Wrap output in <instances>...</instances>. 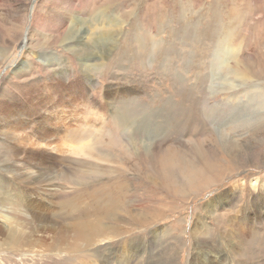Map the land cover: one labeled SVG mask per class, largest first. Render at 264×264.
I'll return each mask as SVG.
<instances>
[{
  "label": "rangeland",
  "instance_id": "rangeland-1",
  "mask_svg": "<svg viewBox=\"0 0 264 264\" xmlns=\"http://www.w3.org/2000/svg\"><path fill=\"white\" fill-rule=\"evenodd\" d=\"M48 119L69 133H41ZM263 185L264 0H0L4 264H264V212L246 245L236 226L254 229ZM49 207L68 229L111 215L85 253L101 260L45 252Z\"/></svg>",
  "mask_w": 264,
  "mask_h": 264
},
{
  "label": "bare ground",
  "instance_id": "bare-ground-1",
  "mask_svg": "<svg viewBox=\"0 0 264 264\" xmlns=\"http://www.w3.org/2000/svg\"><path fill=\"white\" fill-rule=\"evenodd\" d=\"M106 37V36H105ZM218 49V48H217ZM217 51V50H216ZM196 54V53H195ZM212 55V54H211ZM86 68H87V66L86 65H84ZM88 67H89V65H88ZM249 76V75H248ZM248 78V77H247ZM58 119H56V121H57ZM117 120H118V124H119V126L121 125H123V120H121L119 117H117ZM56 121L55 120H53V119H48V120H46L45 122H46V124H45V126L47 127V126H49L48 128H46V129H43V130H41L40 132L41 133H43V132H46V133H48V136L49 135H51V134H53V135H58L59 134V132H61L62 134H66V133H69V131H70V129H65L64 127V129L63 128H61V127H57L56 126ZM55 122V123H54ZM61 124H62V121H61ZM14 127V126H13ZM66 127V126H65ZM59 131V132H58ZM62 134H61V136H62ZM47 136V137H48ZM46 137V136H45ZM54 137V136H53ZM76 136H74V135H69V136H64L63 135V141H64V143H63V145L62 146H64V147H66L67 148V150L68 151H72V152H74V151H79V152H84L85 151V149L86 148H88V145H82L81 147H79L78 146V144L76 143V141H77V138H75ZM61 138V137H60ZM57 139H58V137H57ZM47 140V139H46ZM90 141V140H89ZM47 142V141H46ZM141 142V141H140ZM45 144V143H44ZM44 144H42L43 146H44ZM46 145V144H45ZM47 146L48 147H52L53 146V143H52V139H51V141H49L48 143H47ZM46 146V147H47ZM60 147V146H59ZM146 147V146H145ZM137 148H139V146L137 147ZM237 153L240 155V156H244L245 155V149H247L246 150V152L248 153V154H253V150H251V148H249V147H246V146H244V148H243V146H242V143L241 142H238V144H237ZM59 149V148H58ZM57 150V149H56ZM138 151H140V149H138ZM149 152H150V149L148 150ZM58 152L59 153H63L64 152V150L63 149H61V150H58ZM16 154V153H15ZM112 156V155H111ZM103 160V159H102ZM109 160V159H108ZM111 161V160H110ZM38 166V165H37ZM39 167V166H38ZM47 167V166H46ZM42 168H43V170H44V167L42 166ZM56 169V168H55ZM33 170V169H32ZM37 170V169H36ZM31 171V170H30ZM42 171V170H41ZM54 171V170H53ZM71 171V170H70ZM34 172V171H33ZM45 172H46V170H45ZM68 172V171H67ZM36 173V172H35ZM34 173V174H35ZM64 173V172H63ZM38 174V173H37ZM49 174V173H48ZM47 174V175H48ZM58 174V173H57ZM42 175V174H41ZM59 175V174H58ZM62 175V174H61ZM35 176V175H34ZM38 176V175H37ZM30 177V176H29ZM25 178H27V177H25ZM43 178H45V177H43ZM23 179V178H22ZM35 179V178H34ZM41 179V178H40ZM25 181H27V179H24ZM36 180V179H35ZM38 180V179H37ZM57 180V179H56ZM29 181V180H28ZM44 181V180H43ZM46 181V180H45ZM35 182V181H34ZM47 182V181H46ZM254 183H255V185H254V187H256V182L255 181H253ZM25 183V182H24ZM37 183V182H36ZM41 183V182H40ZM48 183V182H47ZM26 184H28V183H26ZM34 184V183H33ZM44 184V183H43ZM25 185V184H24ZM29 185V184H28ZM38 185V184H37ZM46 185V187L49 185H47V184H45ZM41 186H42V183H41ZM44 186V185H43ZM37 187V186H36ZM39 187V186H38ZM60 187V186H59ZM261 187H263L264 188V185L263 186H261ZM41 188V187H40ZM57 188H58V185L54 182V181H52L51 183H50V185H49V190H48V195L49 196H51L50 198H52V200L50 201V203H51V207H56V200H57V197H58V193H56V191H57ZM258 188V187H257ZM59 190V189H58ZM43 191V190H42ZM44 192V191H43ZM42 192V193H43ZM41 193V194H42ZM262 195V194H261ZM44 196V195H43ZM88 196V195H87ZM40 198V197H39ZM43 199V198H42ZM60 199V198H59ZM256 199H257V197H256ZM96 200V199H95ZM22 201H15L13 204H11V205H13V206H15L16 208H21V207H23V206H21V204L23 203H21ZM29 202V201H28ZM85 202V201H84ZM255 202L257 203V212H259L260 214H261V216H259V214H256L257 215V217L256 218H253V220H254V223H255V227H254V229L251 231V232H249V230L248 229H246V227L248 226L247 225V222H248V220H246V221H244V220H241L239 223H237L236 224V226L239 228L238 230H237V236H238V238H237V242H238V244L239 245H246L247 243L246 242H248V234H250V233H256V234H258L257 233V230H258V226L260 227V225H262V222H263V215H262V212H264L263 210H264V202H263V199L261 198V196H260V200H255ZM21 203V204H20ZM31 203V202H30ZM46 203V202H45ZM91 203H92V201H91ZM95 203V202H94ZM93 203V204H94ZM38 204H40V203H38ZM42 204H43V202H42ZM99 204V203H98ZM81 206H82V208H84V210H86L87 212H95V213H104L103 211L104 210H102L101 211V206H100V208H99V206L96 208H93V205H91V206H89L88 204H80ZM33 206V205H32ZM44 206V205H43ZM67 206L72 210V212L73 213H75V214H78L79 212H78V207H77V205L73 202V201H69L68 203H67ZM39 207V206H38ZM112 207V206H111ZM259 207L261 208V209H259ZM27 208V207H26ZM40 208V207H39ZM21 209H23V208H21ZM24 209H25V207H24ZM28 209V208H27ZM31 209V208H30ZM48 211L46 212V215H43V214H41L40 216H38V215H36L37 217H35L34 218V220H35V222H36V225H37V228L41 231V232H43V235H45V238H46V235H49L50 233L53 235L54 234V237L56 238V241L53 243V244H46L45 246H44V248H45V252H53L54 250H57V249H59L58 248V246H61L62 245V243H66V242H69V241H72V242H69L67 245H66V247H65V249L63 248V249H61V250H66L67 251V254H73V255H75V254H84L85 255V257H87V258H89V259H91V257H93V258H99L100 260H101V258H100V256H99V252L98 251H96V252H94L91 256L90 255H86L85 253L87 252V251H90V247H92L93 245H94V239H96L97 237H101V236H104L107 232V227H106V225H105V223H104V220L106 219H108L109 217H111V215L110 216H107V213H105V215H106V217H104V218H96V219H94V221H92V222H88L89 221V218H88V221H86V219L84 220V222H82V221H80V220H77L78 218H76V217H72L73 218V220H75V224L74 225H71L72 226V228L71 229H68V228H66L65 227V225H62V223H61V220H60V218L57 216V218H54V215H53V217L52 218H49V217H47V216H49V215H51L52 213L54 214V210H51L50 209V207H49V209H47ZM39 211H41V209L39 210ZM107 211V210H106ZM24 212H26V211H24ZM33 212V211H32ZM108 212V211H107ZM34 213H35V211H34ZM39 213V212H38ZM27 214V213H26ZM33 214V213H32ZM61 215V214H60ZM63 215V214H62ZM1 217H3V216H1ZM18 217V216H17ZM87 217V216H86ZM113 218V217H112ZM111 219V218H110ZM108 220V221H111V220ZM136 219V218H135ZM233 219V218H232ZM114 220V219H113ZM238 220V219H237ZM6 221V220H5ZM30 221V220H29ZM6 222H8V221H6ZM68 222V221H67ZM65 223V222H64ZM5 224V223H4ZM7 224V223H6ZM30 224V223H29ZM252 221L250 220V224H249V226H251V227H253L252 225ZM31 225V224H30ZM28 226L29 225H24V226H21V227H16V228H8V235H7V244L8 245H14V244H18V243H21L22 241L24 242L25 241V239L23 240V238H22V234H21V231H24L25 230V228H28ZM34 226V225H33ZM203 224H202V222H200V226H198V228L196 229V230H194V233H199V228L201 229V228H203ZM3 229V228H2ZM29 229H31V228H29ZM36 229V228H35ZM33 230V229H32ZM64 232H66V234L64 233ZM251 235V234H250ZM28 236V235H27ZM50 236V235H49ZM257 236V235H256ZM106 237H108L107 235H106ZM32 238V237H31ZM257 238V237H256ZM33 240V239H32ZM48 240V239H47ZM232 240V239H231ZM29 241V240H28ZM49 241V240H48ZM22 242V243H23ZM251 242V241H250ZM34 243H36V242H34ZM51 243V242H50ZM24 244V243H23ZM38 244V243H37ZM43 244H45V243H43ZM262 245V244H261ZM34 246H35V244H34ZM200 246H202V245H200ZM224 246V245H223ZM248 246V245H247ZM33 247V246H32ZM205 247H207L206 245H204V248ZM243 247H245V246H243ZM261 247V246H260ZM42 248V247H41ZM93 248V247H92ZM20 249H22V248H20ZM43 249V248H42ZM36 252V251H35ZM60 253V252H59ZM66 254V255H67ZM96 254H97V256H96ZM60 255H61V253H60ZM23 256V255H22ZM37 256V255H36ZM44 256V255H43ZM55 256V255H54ZM40 257V256H39ZM65 257V256H64ZM46 258V257H45ZM44 259V258H43ZM95 263L94 264H99L100 262H102V264H107V262H106V260L105 261H94ZM123 263V259H121V261H120V263L119 264H122ZM0 264H4V262H3V260L2 259H0Z\"/></svg>",
  "mask_w": 264,
  "mask_h": 264
}]
</instances>
